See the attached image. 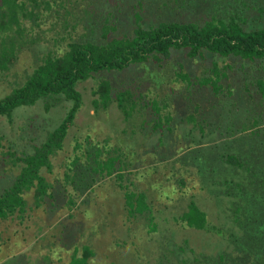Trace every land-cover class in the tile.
<instances>
[{
    "label": "rangeland",
    "instance_id": "1",
    "mask_svg": "<svg viewBox=\"0 0 264 264\" xmlns=\"http://www.w3.org/2000/svg\"><path fill=\"white\" fill-rule=\"evenodd\" d=\"M159 1L144 0L143 7L137 3V7H126L133 0H79L78 3L71 2L68 7L46 10L37 24L33 20L25 23L28 32L38 41L26 44L21 52L15 68L18 77H22L27 69L32 70L38 58L50 49L64 48L69 38L99 40L102 37L100 26L105 23L106 17L116 25L110 36L133 26L137 12L145 25L158 19H169L172 14L180 19L196 20L199 16L207 18L211 14L227 12L233 16L245 17L247 21L244 25L250 29L264 20V0H200L201 2H191L190 5L186 2L183 7L178 8L158 7ZM28 39L30 40V36ZM176 61L185 62L184 55L171 56L166 61V68L157 70L154 76L159 75L161 79L168 80L172 78L171 84L176 85L173 73L175 68H179ZM196 69L197 72L202 70L200 67ZM97 82L90 78L78 84V89L83 94L84 106L69 132L64 150L53 159V168L50 171L44 168L42 171L54 184L50 192L55 197L47 198L46 202L38 206L34 192L31 191L27 194L28 205L23 217L15 215L6 221L0 218V264H68L76 248L78 256L83 254L84 244L90 245L94 251L89 264H218L219 255L224 253L231 254L228 260L231 264H236L232 257L240 252L235 254L238 247L233 239L243 232L239 222H236L237 217L241 216L242 226L246 230L245 238L249 240L250 247L254 249L264 241V232L261 231V228L264 229V185L250 183L254 178L250 170H254L256 165H253L252 160L248 162L249 151H253L255 159L264 158L261 156L263 152L254 148L253 142L245 143L248 139L238 142L225 137L219 131V122L205 127V133L192 123L178 122L172 135H169L171 137H166L167 140L171 139L168 141L169 144L171 141L170 151L168 148H158V133L150 137L145 131L142 133L138 130L133 135L131 131H124L126 123L115 103L107 111L95 112L92 89ZM240 87L236 85L235 90ZM198 93L201 96L202 93L211 94L207 88ZM232 98L240 108L237 118H234V129H237L245 120L241 108L244 105L237 96ZM71 106V101L62 99L50 110H46L45 102L40 100L36 105L16 108L12 120L7 116H0V194L13 182L20 170L12 162L9 153H33L34 147L45 141L48 132L63 120ZM225 114L228 113L224 111L223 116ZM261 122L264 123V119ZM250 123H254L253 119L241 128L248 125L249 129ZM88 133L93 138L111 137L112 141H121L120 146L124 149L122 152H128L130 160L137 154L140 157L136 158L137 168L131 166L125 170L122 179L110 176L103 182H92L91 176L95 178L96 174L87 164L82 170L90 174L88 179L93 185L81 194L79 185L82 181L78 178L75 182L66 180L65 173H70L69 159L76 156V142L87 145L85 137ZM191 141L193 143L189 145ZM126 147H131L132 151ZM176 147H184L180 154L186 151V156L175 163L174 170L169 171L168 179L164 182L166 191L161 198H157L155 191L149 189L147 181L149 179L156 182L158 175L150 173L152 175L147 179L142 169L145 166L143 163L154 160L163 153L174 152ZM87 148L94 150L90 145ZM239 151L247 153L246 156L241 155L243 167L230 165L222 160V154H239ZM178 156L163 163L169 164L178 159ZM121 183L128 185L129 190L147 193V201L154 208L152 215L154 223H157L156 230H150L148 214H141L136 220H128L133 215L127 214L129 211L125 207L124 193L129 190L127 186L119 187ZM160 189L159 192L163 193ZM69 195L75 197L77 205L67 204ZM191 199L207 213L214 229L209 231L186 227L179 220ZM253 262L251 256L248 263Z\"/></svg>",
    "mask_w": 264,
    "mask_h": 264
},
{
    "label": "trees",
    "instance_id": "2",
    "mask_svg": "<svg viewBox=\"0 0 264 264\" xmlns=\"http://www.w3.org/2000/svg\"><path fill=\"white\" fill-rule=\"evenodd\" d=\"M74 1L79 2L0 0V116H7L12 120L16 108L33 106L40 100L45 102L46 110H50L62 99L72 102L63 120L48 132L44 142L34 147L33 153H9L12 162L19 166L20 170L13 182L0 194L2 220L6 221L15 215L23 217L28 205L27 194L31 191L34 192L38 206L46 202L47 198L55 197L54 193L50 192L54 184L42 171L44 168L50 171L53 168V159L64 150L69 132L76 124L84 106L83 94L78 89V84L90 78L98 81L92 89V105L95 112L107 111L115 103L126 123L124 131H131L132 135L138 130L142 133L145 131L150 137L158 133V148H168L170 151L171 141L170 144L168 141L171 139L167 140L166 137H171L169 135H172L178 122L192 123L204 133L205 127L219 122L221 134L238 142L248 139L245 143L253 142L254 148L262 151L261 156L264 158V123L261 122L264 119V20L257 27L250 29L244 25L247 21L245 17L233 16L227 12L211 14L207 18L199 16L196 20L180 19L172 14L169 19H158L145 25L142 16L137 12L133 26L110 36L116 25L106 17L105 23L100 26L102 37L99 40L69 38L64 48L50 49L38 58L32 70L25 69L24 75L18 77L15 68L21 52L26 44L38 41L28 32L26 21L33 20L37 24L46 10L68 7ZM199 1L160 0L158 7L178 8L183 7L186 2L190 5L191 2ZM126 3L127 1L124 5ZM133 3L128 2L126 7H137L136 3L143 7L144 0H133ZM178 54L184 55L185 62L176 61L179 67L173 70L176 85L171 84L172 78L168 80L161 79L159 75L154 76L157 70L166 68L167 59L173 55L177 57ZM198 67L202 69L200 72H197ZM236 85L241 87L235 90ZM203 88H207L211 94L202 93L201 96L198 91ZM238 90L241 91L238 93ZM234 96L244 105L241 108L245 120L237 129H234V118H237L240 108L232 98ZM203 98L206 100L203 101ZM224 111L228 113L225 116ZM251 119L254 123H250L249 129L248 125L241 128ZM243 137L245 138L241 141ZM85 138L87 145L76 142V156L69 159L70 173H65L66 180L75 182L78 178L82 181L79 185L81 194L93 185L88 179L90 174L82 170L87 164L96 174L95 178L91 176L92 182H103L110 176L122 179L125 170L131 166L137 168L135 162L140 154L132 160L128 159L129 153L122 152L124 149L120 146L121 141H112L111 137L93 138L89 133ZM144 140L147 141L146 138ZM89 145L93 147V151L87 148ZM127 148L132 151L131 147ZM180 148L176 147L174 152L163 153L156 159L143 163L145 166L142 169L147 179L149 175H158L156 182L149 179L147 181L149 189L155 191L157 198H161L166 191L164 182L168 179L169 171L174 170L175 163L186 156V151L180 154L184 147ZM145 149L147 150V147ZM249 152L248 162L252 160L253 165H256L254 170L248 167L254 177L250 183L264 185V163H261L264 159H255L253 151ZM246 154L239 151V154L224 153L221 157L230 165L243 167L241 155ZM177 156L178 159L172 160L171 163H163ZM118 186H127L129 190L128 185L123 183ZM159 188L163 193L159 192ZM124 195L125 207L129 211L127 214L133 215L128 220H136L139 215L148 214L149 228L151 231L156 230L157 223H154L152 215L154 208L147 201V193L129 190L125 191ZM69 197L67 204L77 205L75 197ZM241 218L242 216L237 217L236 222H239L243 232L233 239L238 247L235 254L240 253L232 258L236 264H249L252 256V264H264V241L252 249L249 240L245 238L246 230L242 226ZM179 220L186 227L209 231L214 229L209 223L207 213L194 199L190 200ZM261 231L264 232V229L261 228ZM248 235L250 238V232ZM77 250L76 248L68 264H89L94 255L91 246L84 244L81 256H78ZM230 257L231 254L226 253L219 255L218 264H231L228 260Z\"/></svg>",
    "mask_w": 264,
    "mask_h": 264
}]
</instances>
